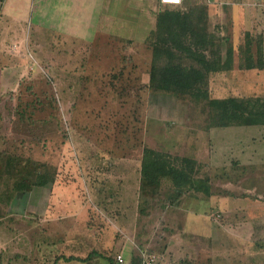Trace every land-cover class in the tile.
<instances>
[{
  "label": "rangeland",
  "instance_id": "rangeland-1",
  "mask_svg": "<svg viewBox=\"0 0 264 264\" xmlns=\"http://www.w3.org/2000/svg\"><path fill=\"white\" fill-rule=\"evenodd\" d=\"M206 3L211 29L223 36L218 43L222 54L227 47L233 50L232 69L209 75V97H263L264 69L238 65L246 63L247 41L255 55L256 38L264 39V12L255 11L257 4H244L240 27L227 8L222 11L220 0ZM48 21L39 25L22 12L0 18V147L22 163L30 158L42 165L39 169L50 166L56 176L49 187L32 189L38 212H10L7 201H0V264H53L65 250L52 249L62 235L81 236L84 246L109 235L111 259L142 251L154 257L152 264L185 257L191 264H264V220L256 229L261 237L247 232L255 230L250 221L238 246L228 232L234 214L221 211L240 192L249 197L243 204H257L252 198L264 193V125L211 126L213 112L206 101L151 89V51L140 44L143 36L137 30L127 40L131 30L119 26L118 37L100 39L86 50L75 44L76 51H59L53 34L58 29ZM144 147L194 158V173L215 179L213 195L205 200L186 194L170 202L165 199L172 188L168 180L155 196L137 193ZM22 202L24 197L13 207ZM39 219L68 222L41 227ZM40 228L49 232L42 234L41 257L34 240ZM239 249L244 258L227 257L226 252ZM99 264L109 262L102 256Z\"/></svg>",
  "mask_w": 264,
  "mask_h": 264
},
{
  "label": "trees",
  "instance_id": "trees-1",
  "mask_svg": "<svg viewBox=\"0 0 264 264\" xmlns=\"http://www.w3.org/2000/svg\"><path fill=\"white\" fill-rule=\"evenodd\" d=\"M160 4L161 8L156 15L155 28L145 36L143 43L144 47L150 48L151 51L147 86L153 90L169 92L177 96L188 95L196 100L206 101L213 112L210 119H214V121H209L211 126L264 125V96L210 98L208 95L209 75L232 69L233 50L231 47H227L222 54L218 43L223 36L219 37L209 25L206 0H184L179 5H171L173 7L161 2ZM250 43L247 41L244 45L246 47V63L239 64L238 67L264 69V39L256 38L255 55L250 52ZM44 124H51V122L46 121ZM31 160L28 158L26 163H22L21 158L0 147V185H2L0 201H7L5 208L10 212L25 213L28 197L34 186L37 188L49 187L56 180L50 166L39 169L42 165ZM196 167H198V163L192 157H172L166 152L144 147L139 170H137V193L139 191L140 194L141 191L155 196L159 192L162 181L168 180L172 188L170 193L167 192L165 199L170 202H177L182 195L186 194L193 198L206 200L214 193L212 181L215 179L208 175L197 176L194 173L195 170H198ZM7 178L9 180H6ZM23 197L25 202L19 204H23V206L17 204L16 206L20 208L15 209L12 203L20 202ZM46 199H49V195ZM27 213L31 212L27 211ZM218 214L220 215V213ZM212 220L215 222L214 219ZM58 221L57 226L68 222ZM233 221L234 219H232ZM42 224L47 227L45 223ZM42 229L40 228L43 235H48L47 229ZM96 254L99 252L94 250L84 257L61 254L53 264H56L60 258L65 261L75 259L91 264L96 258ZM143 254L144 252L140 251L139 259L133 256L132 264H141ZM116 255L113 259H111L110 253L104 257L109 261V264H123L124 262H117ZM180 263L191 264L187 257L177 264Z\"/></svg>",
  "mask_w": 264,
  "mask_h": 264
},
{
  "label": "crops",
  "instance_id": "crops-1",
  "mask_svg": "<svg viewBox=\"0 0 264 264\" xmlns=\"http://www.w3.org/2000/svg\"><path fill=\"white\" fill-rule=\"evenodd\" d=\"M23 3L24 0H21V2H19V0H0V18L6 12L9 15H18L19 12H22L24 18L31 20L32 18H34L36 23L39 25L41 24L40 22L44 20L47 24H49L48 20H52V26H55L58 29L57 32H54L53 34L56 35L55 41L59 45L57 47V50L59 51L70 49L76 51L77 47H74L75 44H80L79 49L81 48V45L84 44L85 46L84 48H82V50H86L91 47V45H94L96 42H98V40L100 41V39H110L114 36L118 37L116 27L119 26H124L127 29L131 30L130 32H126V34H128L127 40H132L131 37L133 33H136V30L139 31L140 35L143 36L141 38L140 44L143 45L145 36H147L149 32L155 28L156 15L161 8L159 0H153V2L150 0H28V4L25 0V4ZM246 3L257 4V7H254V9L258 12L259 15L264 12V0H220V8L222 9V11H225V8H227V12H231L230 17L233 18V24L235 26L239 25L241 27L243 21L245 20L244 4ZM153 4H155V9ZM113 12L115 14H113ZM9 25L10 27H12L14 26V23ZM25 28H27V26ZM10 33L14 34V31H11ZM50 40L51 39H49L48 41L49 44ZM19 42H21V40ZM17 46L18 41L14 42V45L12 47L14 48ZM12 87H10L11 90ZM258 190V188L253 187L254 193H259ZM32 195L33 194L31 192L30 196L28 197V202L24 212L28 211L32 213L38 212L39 210V205L31 200ZM258 195H260L262 198L257 197V199H254L251 197L252 200L257 202L258 205L253 203L243 204L246 203L245 197L247 196H244L242 192H240L237 196V201L233 200L232 205H230L231 201L228 200L227 202L230 204H226L221 207V211H232V213L234 214V221L232 223H229L231 224V231L228 232H230L229 238L231 237V240L234 243L238 244V246L243 242V235L245 233L243 227L246 226L250 221H252L254 225H256L254 227L250 226L255 230H248L247 232H253V238L255 236L258 238L261 237L260 231L256 229L260 228L259 220H264V200H256L264 199V193H260ZM255 210H258V215H255L253 213V211ZM259 211L262 213L260 214ZM223 215L225 216L224 212ZM39 221L41 222V225H43L42 223H45L47 227L50 225V223H59L58 220L52 219H39ZM215 222L218 224L221 223L220 220H215ZM46 233H49L48 230H46ZM42 234L43 232L41 231L38 237L36 235L34 239L35 242L39 244L36 247L39 257H41L40 252L43 251ZM223 235V237L225 238L227 234ZM70 236H60L62 238H60L58 244H56L54 248L52 247V249L54 251H57V249L62 248L66 250L67 248H69L68 251L70 254H66L65 250H61L63 251L62 254L75 257H84L94 250L99 252V254H96V256L94 255L96 258L91 262V264H99V258H101L102 256H106L111 247L109 246L111 244V238L109 237V235H103L97 238L96 242L95 240L91 239L89 240V244H87V246L80 244L81 241L79 240H81V236L75 237V235H72V238ZM261 239H264V237H261ZM246 241L247 240L245 239V242ZM93 243L99 246L95 248L93 247ZM81 249L87 250L86 253ZM226 255L227 257H230V255L235 256V258H242V256L243 258L245 257L244 253H242L240 249L238 251H233V253L226 252ZM134 256L138 259L140 258L138 252L134 253ZM161 256L163 258L166 257L164 254H161ZM132 257V253H130V255L127 254L124 257L123 264H132ZM177 259H180V256H178ZM62 263L87 264L75 259H71L69 261L63 260ZM177 263L179 262H176L175 264Z\"/></svg>",
  "mask_w": 264,
  "mask_h": 264
},
{
  "label": "built area",
  "instance_id": "built-area-1",
  "mask_svg": "<svg viewBox=\"0 0 264 264\" xmlns=\"http://www.w3.org/2000/svg\"><path fill=\"white\" fill-rule=\"evenodd\" d=\"M162 4H169V5H179L181 4L184 0H159ZM116 260L118 263H123L124 262V257L121 253H118L116 255ZM154 260V257L152 255H147L143 254L141 264H152Z\"/></svg>",
  "mask_w": 264,
  "mask_h": 264
}]
</instances>
